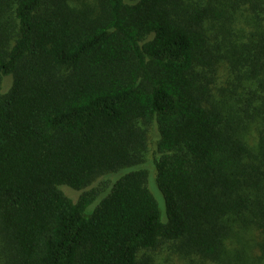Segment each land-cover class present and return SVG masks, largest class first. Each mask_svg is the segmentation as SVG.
<instances>
[{
	"label": "trees",
	"instance_id": "1",
	"mask_svg": "<svg viewBox=\"0 0 264 264\" xmlns=\"http://www.w3.org/2000/svg\"><path fill=\"white\" fill-rule=\"evenodd\" d=\"M170 257L264 264V0H0V264Z\"/></svg>",
	"mask_w": 264,
	"mask_h": 264
},
{
	"label": "rangeland",
	"instance_id": "2",
	"mask_svg": "<svg viewBox=\"0 0 264 264\" xmlns=\"http://www.w3.org/2000/svg\"><path fill=\"white\" fill-rule=\"evenodd\" d=\"M152 142H154V139L151 138V144ZM152 152H153V146L150 145L149 143V147H148V155H147V159H148V167L151 169L152 168V162H153V155H152ZM121 173L119 174H114L113 176H116L115 179L120 175ZM102 184H107L106 187H108L111 183L110 179L107 178V179H103L100 181ZM149 187L153 193V195L155 196L158 204H159V207L160 209L164 212V202H163V198H162V195L161 193L159 192L157 186H156V181H155V178H153V176L149 175ZM65 189H68V188H63V190ZM66 195L68 197H70L73 201H76L78 196L80 195V193H77V192H74V191H70V190H67L65 191ZM171 258V261H170V264H181L180 261L176 258V257H170ZM163 261V259H162ZM164 263V261H163ZM166 264V263H164Z\"/></svg>",
	"mask_w": 264,
	"mask_h": 264
}]
</instances>
